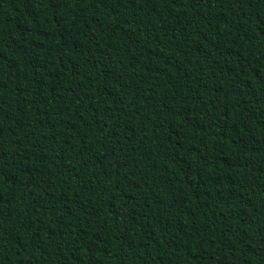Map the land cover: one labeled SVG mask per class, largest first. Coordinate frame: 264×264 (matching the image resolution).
Instances as JSON below:
<instances>
[{"label":"trees","instance_id":"16d2710c","mask_svg":"<svg viewBox=\"0 0 264 264\" xmlns=\"http://www.w3.org/2000/svg\"><path fill=\"white\" fill-rule=\"evenodd\" d=\"M0 264H264V0H0Z\"/></svg>","mask_w":264,"mask_h":264}]
</instances>
